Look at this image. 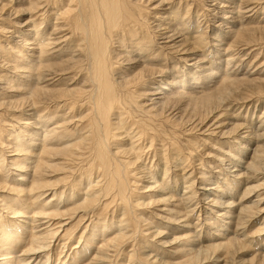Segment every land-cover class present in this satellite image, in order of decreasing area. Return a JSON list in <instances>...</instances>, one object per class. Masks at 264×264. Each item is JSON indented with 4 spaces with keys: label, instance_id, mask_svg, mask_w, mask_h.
Masks as SVG:
<instances>
[{
    "label": "bare ground",
    "instance_id": "obj_1",
    "mask_svg": "<svg viewBox=\"0 0 264 264\" xmlns=\"http://www.w3.org/2000/svg\"><path fill=\"white\" fill-rule=\"evenodd\" d=\"M259 58L264 0H0V264H264Z\"/></svg>",
    "mask_w": 264,
    "mask_h": 264
},
{
    "label": "rangeland",
    "instance_id": "obj_2",
    "mask_svg": "<svg viewBox=\"0 0 264 264\" xmlns=\"http://www.w3.org/2000/svg\"><path fill=\"white\" fill-rule=\"evenodd\" d=\"M209 1H211V0H209ZM212 17V18H211ZM210 18H208V20H213V21H218V19H215L214 18V16L212 15ZM23 18H25V17H22V21H23ZM219 23V22H218ZM217 23V24H218ZM215 26H217V25H215ZM248 52V50H244L243 52H240L239 54H238V56L233 60V63H234V61H235V63H237L238 62V60H240V58L241 57H243L244 55H245V53H247ZM252 60V58L249 60V61H251ZM260 62H259V61ZM248 61V60H247ZM247 61H245V63L243 64V66L242 67H240V69H241V71L242 72H246L245 71V66H246V64H248L247 63ZM262 61H264V59L262 58H259V59H257V61H255L253 64H252V66H251V68H253V67H255V66H257V65H259ZM257 62H258V64H257ZM254 65V66H253ZM244 67V68H243ZM264 67V66H263ZM262 67V74L264 73L263 71H264V68ZM177 68H179V67H177ZM250 70V69H249ZM163 75H167V73L166 74H163ZM155 87H157V84L156 85H152V86H150V91L149 92H146V93H151V91L153 90V89H155ZM152 89V90H151ZM146 102V101H145ZM147 103V102H146ZM28 113V112H27ZM255 115H258V112L257 111H255ZM9 115L10 114V112L9 113H6V115ZM13 114V113H12ZM167 115H168V113H167ZM170 116H172V115H170ZM169 116V117H170ZM11 124H13V123H10L9 124V121H8V125H11ZM14 125V124H13ZM184 127H185V125H184ZM196 133V134H195ZM195 133H191L192 135H193V137H195V135H197L198 134V131L197 132H195ZM199 135V134H198ZM198 138L200 137L201 139H205L206 137H208V136H197ZM184 138V137H183ZM8 152L6 153V156L7 155H10L11 153H9V150H7ZM128 247V245H125L124 247H123V249L122 250H124V249H126ZM92 249L90 248V250L89 251H91ZM252 252V251H251ZM122 256V257H121ZM123 256L124 255H122V251L120 252V256H118V257H114L115 259H114V262H112V264H120L121 262L123 263V261L125 260H123L122 258H123ZM247 257H249V258H251L252 257V255H246ZM120 259V260H119ZM116 260H117V262H116ZM234 264H236V263H234Z\"/></svg>",
    "mask_w": 264,
    "mask_h": 264
}]
</instances>
